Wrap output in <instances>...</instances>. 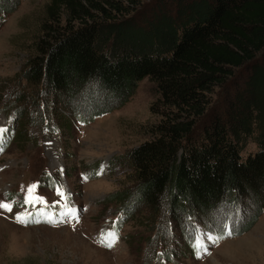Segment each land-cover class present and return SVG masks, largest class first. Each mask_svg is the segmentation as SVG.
<instances>
[{"label":"trees","instance_id":"trees-1","mask_svg":"<svg viewBox=\"0 0 264 264\" xmlns=\"http://www.w3.org/2000/svg\"><path fill=\"white\" fill-rule=\"evenodd\" d=\"M26 64L56 97L97 81L123 104L153 83L162 118L126 158L155 213L201 222L263 191L264 0H51Z\"/></svg>","mask_w":264,"mask_h":264},{"label":"rangeland","instance_id":"rangeland-1","mask_svg":"<svg viewBox=\"0 0 264 264\" xmlns=\"http://www.w3.org/2000/svg\"><path fill=\"white\" fill-rule=\"evenodd\" d=\"M49 1L0 0V201L13 203L0 210V264H264V189L201 222L142 203L126 153L162 118L148 78L123 104L97 81L56 97L28 80L26 60ZM34 184L43 201L24 204ZM207 224L232 234L217 240Z\"/></svg>","mask_w":264,"mask_h":264},{"label":"snow or ice","instance_id":"snow-or-ice-1","mask_svg":"<svg viewBox=\"0 0 264 264\" xmlns=\"http://www.w3.org/2000/svg\"><path fill=\"white\" fill-rule=\"evenodd\" d=\"M6 132V129L0 128V152L3 151V146H4V133ZM36 185H30L28 187V196L25 197L24 204H35V203H40L43 201L42 197H35L33 196V192L35 189ZM57 194L63 196V193L57 189ZM13 208V203L12 202H5V201H0V210L8 211L11 212ZM71 211V210H70ZM28 214H17L16 219L18 222H27ZM51 219V217H49ZM38 222V221H37ZM231 235V231H227L226 233H222L221 236L216 237L215 239H220L223 238L224 235ZM107 237L109 238L108 243L106 244L107 247H112V244L114 243V237L115 234L113 232L107 233ZM208 239H213L211 236L208 237ZM101 243H104V239L102 238ZM201 245L197 244L196 245V250H199Z\"/></svg>","mask_w":264,"mask_h":264}]
</instances>
